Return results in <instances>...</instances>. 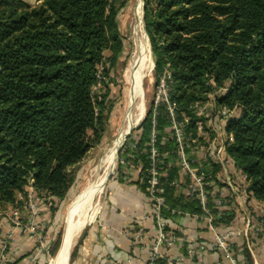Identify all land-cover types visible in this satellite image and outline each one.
I'll return each mask as SVG.
<instances>
[{"label":"trees","instance_id":"trees-1","mask_svg":"<svg viewBox=\"0 0 264 264\" xmlns=\"http://www.w3.org/2000/svg\"><path fill=\"white\" fill-rule=\"evenodd\" d=\"M0 0V209L21 210L27 189L51 217L67 199L78 165L102 143L113 107L109 98L113 73L124 45L117 16L127 0ZM143 27L157 81L168 69L169 97L176 121L196 135L194 106L214 99L213 113L236 110L224 128L231 139L225 155L245 178L246 196L264 205V0H142ZM152 105L140 126L130 133L120 158L141 163L143 178L126 183L145 193L148 177L144 152L151 131ZM186 121V122H184ZM156 148L165 166L160 178L165 209L201 215L196 199L175 194V143L163 107L154 116ZM212 136V135H211ZM128 145H134L131 149ZM187 148L192 167L206 176L207 202L216 227L230 228L236 214L226 192L225 211L210 206L218 166L199 160ZM132 157V158H130ZM120 168H118V173ZM117 181L125 183L118 174ZM165 231L180 237L168 226ZM259 236V235H258ZM258 236L250 233L249 242ZM256 238V239H254ZM58 239L50 249L57 252ZM37 247V245H35ZM78 244L71 252L74 257ZM8 248V246H7ZM185 253V246H182ZM8 250H5V254ZM237 250L233 254L237 259ZM240 264H252L243 241ZM26 255L7 256L0 264H18ZM156 264H166L157 260Z\"/></svg>","mask_w":264,"mask_h":264},{"label":"built area","instance_id":"built-area-1","mask_svg":"<svg viewBox=\"0 0 264 264\" xmlns=\"http://www.w3.org/2000/svg\"><path fill=\"white\" fill-rule=\"evenodd\" d=\"M153 69V66H152ZM171 74L168 69H165L155 82V95L152 102V119H151V131L148 137L146 150L142 153L146 155L147 161V179L145 186V194L151 204L150 219L154 225L156 235L153 239L150 255L146 264H156L157 260H164L166 264H176L175 261L169 260L162 250L172 249L175 246H185L186 254L192 255L194 252L210 253L218 252L222 258H224L229 264H239L233 254V240L236 237L243 238L244 243L247 245L248 232L258 236L264 229V212L260 217H256L255 221L245 220L243 229L239 232L235 229H227L220 231L213 223L214 218L209 212L207 202V183L205 181L206 176L201 170V166L192 167L189 160V155L186 153L187 148H191V154L199 160H207L208 162L218 166L219 170L215 174L216 186L211 188L208 193L215 192L217 195L212 197L210 206L216 209L220 214L225 211V196L226 192H230L233 195L234 202L239 205L240 198L238 197L239 186L236 185L238 179H241V184L244 185L243 191L239 195H246L245 178L241 172L236 169L232 162L226 157L225 149L226 143L231 138L227 136L224 131L228 119L233 116V111L222 109L217 113H213L214 99L222 96L226 89H219L214 92L210 100L203 104H196L194 106V113L196 117L204 116L205 124L198 122L194 124L196 135L193 137L191 134L184 132V126L186 124H178L176 121L175 104L169 97V83ZM163 107L169 119V137L175 143V156L174 160L170 161L168 166L176 168L178 177L173 181L170 186L173 188L175 194H179L184 198H194L197 200L201 215L188 214L181 211L170 210V213L174 216V219H166L162 216V210L165 209V201L163 197V190L160 185V178L165 176V166L159 167L160 158L170 157L168 153L160 154L156 148V132L154 116L156 115V108ZM142 119V121L145 118ZM186 122V121H184ZM140 124L138 125V127ZM135 127V126H134ZM133 127V128H134ZM132 128V129H133ZM128 132L129 135L131 130ZM128 135V136H129ZM212 135V136H211ZM127 136V137H128ZM125 138V140L127 139ZM124 140V141H125ZM125 143V142H124ZM124 146V144L122 145ZM119 149L122 153L125 151L123 147ZM131 149H134V145H128ZM123 149V150H121ZM132 158V157H130ZM121 178L123 181L128 182L130 180L140 181L143 178L141 163L130 164L127 161L119 158V167ZM254 201L252 198H250ZM255 202V201H254ZM257 203V202H255ZM24 210L27 209L28 213L32 215L36 214V202H34L33 194L27 192L25 198ZM22 211L17 209H11L8 212L0 215V219L4 220L10 227L11 232L18 231L34 237L33 221L29 222L30 217L26 218L25 222L22 220ZM188 218L195 222L203 223L207 230L211 233L212 239L210 241H188L181 236H177L171 232L165 231V228L178 219ZM133 241H136L138 236L133 234L130 236ZM6 241L2 243L0 247V262L6 260L5 250L7 249ZM249 248V247H248Z\"/></svg>","mask_w":264,"mask_h":264},{"label":"crops","instance_id":"crops-1","mask_svg":"<svg viewBox=\"0 0 264 264\" xmlns=\"http://www.w3.org/2000/svg\"><path fill=\"white\" fill-rule=\"evenodd\" d=\"M106 196L107 200L95 223L83 229L79 243L80 250L77 249L73 257L76 259L74 264H146L156 235L150 219L151 204L146 194L133 184L119 183L115 179L108 186ZM237 217L239 218L236 216L230 225L231 229L236 228ZM238 221L244 225L243 220L238 219ZM168 228L177 231L188 241L201 242L212 239L211 233L203 223L188 218L178 219ZM218 229L225 230L222 226ZM16 234L17 231L11 232L8 224L0 220V247L6 241L8 245L6 258L8 255L17 257L23 239L25 243L32 241L30 237H20V232L18 236ZM133 234L138 236L136 241L130 237ZM242 244L241 237L233 240V249L237 250L239 261L242 260L241 255L238 254ZM246 248L252 264H264V239L252 241L250 249L247 246ZM162 252L176 264H229L218 252H194L192 255H187L186 249L184 253L181 245L164 249Z\"/></svg>","mask_w":264,"mask_h":264},{"label":"rangeland","instance_id":"rangeland-1","mask_svg":"<svg viewBox=\"0 0 264 264\" xmlns=\"http://www.w3.org/2000/svg\"><path fill=\"white\" fill-rule=\"evenodd\" d=\"M20 1L27 3L31 6L35 5L34 0H20ZM138 3H140V7L143 8V3L141 4L140 0H127L126 6L120 11L119 15L117 16V20H116L117 27L124 45L123 54L121 56V60L123 61H121L118 68L113 73L114 84H112L109 87L110 88L109 98L110 100H112L113 107L109 115L108 129L102 140V143L97 147H95L93 150H91L87 154L85 159L78 165L76 172V181L74 183V186L70 191L69 195L67 196V199L60 205L59 210L56 213H54L52 217L50 215L49 210L45 207H41V205H39L35 199H34V202H36L35 215L31 216V214L28 213L27 209L24 210V208L19 210L23 212L22 220L24 222L26 218L29 219L30 217H33L32 220L31 218L29 219V222L31 224V222L33 221L32 227H34L35 233H34V237H31L30 235L25 233H20V237L21 236L23 238L30 237L32 241H30L29 243H25L24 239L23 241L21 240L22 244H20V251L18 252L16 258L23 255L26 256L18 264H48L49 263V261L53 257V256L50 257L49 252L50 249L53 248L54 242L58 239L57 247L59 249L62 241L64 227H65L64 219L68 205L71 203V201H73V199L77 196V194L85 187L87 182L90 181V172L92 168L97 164L98 159L100 158L104 150L111 144L113 139L119 133L120 130L119 128H121L122 126L123 118L127 111L126 108L128 105V85L125 83L123 79V75L126 70L127 64L130 60L131 52L133 50L132 30L134 25L136 24L134 8ZM141 28H142V21H141ZM152 70L150 74L144 79L145 81L143 80L142 82L143 99H144L143 102L145 108L144 114H146L148 108L150 107V105H152L155 95V80L152 76ZM236 113H237L236 110H234L232 115L234 116ZM141 122L142 120L131 130V132L135 131ZM120 154H122V151L118 153L117 160L115 163V168L113 169L112 173L109 175L107 181L105 182L104 184L105 186L103 185L100 195L97 197L98 206L97 209H95L94 211L92 219L76 234L73 240V244L69 251L68 264L75 263L76 259L70 258L71 252L73 251L76 244H78L77 247L78 251L80 250L79 246L81 244L79 243L82 239L81 238L82 232L85 230V228H88V226L90 227L92 224L95 223L96 218L99 215L103 204L107 200V196H106L107 188L113 180L117 179V176L119 174L118 167H119ZM235 182L237 183L236 185L239 186L238 197L240 198V202L238 205L236 202H234L233 199V204L236 207V214L237 216H239V218L237 217L236 219V221L238 222L235 225L236 228L235 227L234 228L235 230H238L240 232L245 225L246 219L249 220V222L250 221L252 222L256 220V217L261 216V213L264 212V205L255 203L250 198H247L245 194H243V196L239 195L241 194L240 192L243 191L244 185L241 184V179H238ZM27 192H30V190L27 189ZM9 210L11 209L10 208L0 209V215L2 216L4 213L8 212ZM238 219H240L241 221L243 220L244 225L241 224L238 221ZM3 222L4 224L7 225V223L4 220ZM247 234L249 235L250 233L248 232ZM18 235L19 232L17 231L16 236ZM258 238L257 240L264 239V229L259 233ZM35 245H37V247H35ZM247 245L250 249L249 238Z\"/></svg>","mask_w":264,"mask_h":264},{"label":"bare ground","instance_id":"bare-ground-1","mask_svg":"<svg viewBox=\"0 0 264 264\" xmlns=\"http://www.w3.org/2000/svg\"><path fill=\"white\" fill-rule=\"evenodd\" d=\"M134 15L136 24L132 30L133 50L123 75V79L128 85V105L122 126L98 159L97 164L92 168L90 181L68 205L60 247L48 264H67L69 251L76 234L90 222L95 209H97V197L115 168L118 151L124 143L125 136L144 117L142 82L150 74L153 64L148 40L141 28L140 3L135 6Z\"/></svg>","mask_w":264,"mask_h":264},{"label":"water","instance_id":"water-1","mask_svg":"<svg viewBox=\"0 0 264 264\" xmlns=\"http://www.w3.org/2000/svg\"><path fill=\"white\" fill-rule=\"evenodd\" d=\"M141 1V4H142V0ZM143 19V8H141V21ZM142 31H143V34H145V31H144V27H143V23H142ZM146 36V35H145ZM129 135V133H127V135L125 136V138ZM119 153V151H118ZM68 260H69V255H68V258H67V264H68Z\"/></svg>","mask_w":264,"mask_h":264}]
</instances>
